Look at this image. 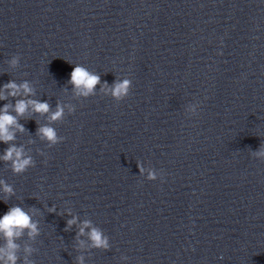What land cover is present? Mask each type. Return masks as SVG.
I'll use <instances>...</instances> for the list:
<instances>
[{
  "label": "water",
  "instance_id": "95a60500",
  "mask_svg": "<svg viewBox=\"0 0 264 264\" xmlns=\"http://www.w3.org/2000/svg\"><path fill=\"white\" fill-rule=\"evenodd\" d=\"M262 21L264 0H0V87L28 81L34 91L0 100V108L20 98L75 108L53 125L64 139L51 148L36 135L45 116L19 118L25 131L14 143L34 167L15 175L0 161V180L15 192L5 203L0 191V217L14 205L38 210L41 233L16 241L18 264L26 245L35 264L85 258L94 248L86 235L79 246V222L91 220L105 235L113 229L153 182L147 171L158 176L193 131ZM76 64L102 84L131 79L129 96L117 102L100 85L94 96H75L67 81ZM6 147L0 143V155ZM72 216L78 224L65 231Z\"/></svg>",
  "mask_w": 264,
  "mask_h": 264
},
{
  "label": "clouds",
  "instance_id": "9594fccd",
  "mask_svg": "<svg viewBox=\"0 0 264 264\" xmlns=\"http://www.w3.org/2000/svg\"><path fill=\"white\" fill-rule=\"evenodd\" d=\"M20 57L13 56L9 60V64L15 67L19 63ZM71 85L75 96L82 98H89L96 95L97 86L100 85V90L109 95L113 100L121 102L126 99L132 87V81L128 78L116 79L111 85L107 82H101L100 75L89 71L86 67L76 64L71 73L70 79L67 81ZM23 95V97H30L34 95L33 88L28 81H23L17 84L14 80H9L2 87H0V100H7L9 97L16 98ZM67 108L68 115L74 113L75 108L70 104H63L57 102L55 111H52L51 105L47 101L37 99L20 98L15 100V104H5L0 108V143L8 145L0 155V161L10 165V169L15 175L25 173L29 168L35 166V161L32 155L26 154L23 145L17 146L16 140L17 131L23 133L25 131L24 125L20 123L19 118L25 117L29 112L45 116L49 123L39 124L36 130V135L41 141H44L49 148L62 142L64 137L59 136L53 125L56 122H63L65 119V109ZM11 109V111H10ZM15 113L13 115L12 113ZM30 118V116H29ZM43 155V153H40ZM257 157H264V143L258 151L253 153ZM141 175L145 174V169L142 162L138 161ZM163 175V174H162ZM159 176V177H162ZM158 176L155 170H148L146 179L149 181L157 180ZM0 191L4 194V202L7 203L9 197L15 194L14 188L0 180ZM37 209H29L25 211L24 208L14 205L0 217V238L4 240V244L0 245V264H18L20 257L18 251L20 245L16 242L22 238L25 233L30 240H35L41 233L39 221L33 219ZM49 212H56V207L53 205L48 208ZM70 214V213H69ZM78 224V217L72 216L66 222L65 231L72 228L73 225ZM87 236L89 246L91 248L103 249L105 251L110 249L109 237L104 234L103 230L94 226L91 220H83L79 222L76 239L81 248L84 247L85 241L80 239L82 236ZM25 256L22 264H35L34 260L29 259L34 251L31 245H26L23 248ZM127 259V257H123ZM77 264H83L84 258L78 256L76 258Z\"/></svg>",
  "mask_w": 264,
  "mask_h": 264
}]
</instances>
